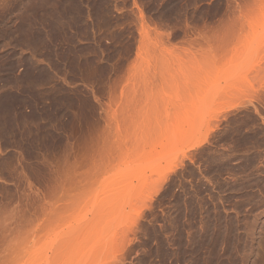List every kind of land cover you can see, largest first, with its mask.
Segmentation results:
<instances>
[{"label": "rangeland", "instance_id": "1", "mask_svg": "<svg viewBox=\"0 0 264 264\" xmlns=\"http://www.w3.org/2000/svg\"><path fill=\"white\" fill-rule=\"evenodd\" d=\"M0 264H264V0H0Z\"/></svg>", "mask_w": 264, "mask_h": 264}]
</instances>
